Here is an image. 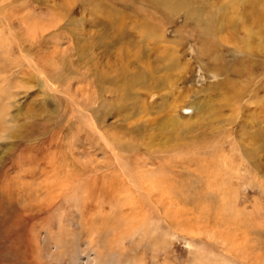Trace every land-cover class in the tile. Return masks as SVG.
Returning a JSON list of instances; mask_svg holds the SVG:
<instances>
[{
	"label": "rangeland",
	"instance_id": "rangeland-1",
	"mask_svg": "<svg viewBox=\"0 0 264 264\" xmlns=\"http://www.w3.org/2000/svg\"><path fill=\"white\" fill-rule=\"evenodd\" d=\"M169 1L0 0V264H264V27Z\"/></svg>",
	"mask_w": 264,
	"mask_h": 264
},
{
	"label": "bare ground",
	"instance_id": "bare-ground-1",
	"mask_svg": "<svg viewBox=\"0 0 264 264\" xmlns=\"http://www.w3.org/2000/svg\"><path fill=\"white\" fill-rule=\"evenodd\" d=\"M164 3H167L169 4L170 1L169 0H163ZM175 1H173L172 3H174ZM242 3L238 4L239 6H241V8L239 9L240 10V17H242V19H247L250 21L251 25H250V28L247 29V32L250 34V39L257 35V33L261 30V27H264V0H241ZM179 5H182L183 2H175ZM231 17V16H230ZM233 19H234V16L232 15ZM240 17L238 16V18L240 19ZM212 14L210 15L209 17V26L212 28ZM238 19H236L237 21ZM235 22V21H234ZM227 23V22H226ZM239 24V23H238ZM233 25V24H231ZM230 24L228 25L229 27L228 28H232ZM236 28V27H235ZM244 28V27H243ZM248 38V37H247ZM246 45H248L249 43L248 42H245ZM128 96V95H127ZM1 110L2 108H0V113H1ZM184 113H190L188 112L187 110H182ZM1 127V126H0ZM4 128V127H3ZM2 131H5L4 129H2ZM108 138V137H107ZM109 139V138H108ZM49 141V140H47ZM110 141V140H109ZM119 141V140H118ZM50 142V141H49ZM46 143V142H45ZM114 143L117 145V146H122V143L121 142H115ZM50 144V143H49ZM48 145V144H47ZM29 148V147H28ZM41 149V148H40ZM46 149V148H44ZM49 149V148H47ZM137 159V158H136ZM33 162V161H32ZM146 162V161H145ZM33 163H31L32 165ZM45 164V163H44ZM27 165V164H26ZM28 165H29V162H28ZM34 165V164H33ZM47 165V163H46ZM16 166V165H15ZM36 166V165H35ZM52 167V166H51ZM8 172V170H6V173ZM37 172V171H36ZM29 173V172H27ZM26 173V174H27ZM41 175V174H40ZM28 176V175H26ZM48 177V176H47ZM46 177V178H47ZM78 177V176H77ZM45 178V179H46ZM73 178V177H72ZM78 179V178H77ZM93 182V181H92ZM47 187H45L44 189H46ZM47 191V190H46ZM29 193V192H28ZM30 197V194H27V197ZM39 196V195H38Z\"/></svg>",
	"mask_w": 264,
	"mask_h": 264
}]
</instances>
